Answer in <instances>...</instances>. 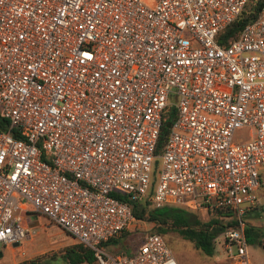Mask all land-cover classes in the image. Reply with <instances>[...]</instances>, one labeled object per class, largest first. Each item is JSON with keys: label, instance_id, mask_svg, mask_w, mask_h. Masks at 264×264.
Segmentation results:
<instances>
[{"label": "built area", "instance_id": "built-area-1", "mask_svg": "<svg viewBox=\"0 0 264 264\" xmlns=\"http://www.w3.org/2000/svg\"><path fill=\"white\" fill-rule=\"evenodd\" d=\"M247 1L0 0V244L43 216L94 264H177L156 233L131 254L106 249L150 191L154 207L232 211L217 264H250L242 217L264 216V6L218 38Z\"/></svg>", "mask_w": 264, "mask_h": 264}, {"label": "trees", "instance_id": "trees-1", "mask_svg": "<svg viewBox=\"0 0 264 264\" xmlns=\"http://www.w3.org/2000/svg\"><path fill=\"white\" fill-rule=\"evenodd\" d=\"M263 6L264 0L247 1L235 19L222 29L218 37L219 43L222 44L226 42V39L234 37L243 26L252 22ZM174 117L175 110L173 108H168L165 111L159 127L154 154L162 150L169 131V128H167L165 124L171 123ZM5 124L6 121L0 118V129H3ZM149 193L150 191H148L147 197L141 200L128 202L133 216L132 222L139 223L144 221L152 223L153 231L148 233H156L160 236L167 231L176 232L183 239L188 240L195 249L207 256L213 254L215 238L220 234L222 229L225 226L234 225L237 222L232 211L227 208L206 211L210 216L206 220H201L194 210L185 207L173 205L154 207L148 200ZM111 194L120 200L125 199L117 193L112 192ZM243 231L247 244L255 243L264 247V242L261 240L264 235L263 227L246 224ZM124 232L125 230L121 231L119 234ZM118 235L115 238L109 239L105 244L116 242ZM140 242L137 245H139ZM70 248L73 253L71 264H94L92 254L86 247L76 242ZM131 252L132 251L127 254H131ZM16 264H36V262L30 261Z\"/></svg>", "mask_w": 264, "mask_h": 264}, {"label": "rangeland", "instance_id": "rangeland-1", "mask_svg": "<svg viewBox=\"0 0 264 264\" xmlns=\"http://www.w3.org/2000/svg\"><path fill=\"white\" fill-rule=\"evenodd\" d=\"M246 135V130L237 131L234 141H240ZM241 136V137H240ZM201 220H206L210 214L203 210H194ZM256 211L255 215L246 214L242 220L246 224L260 226L264 229V216ZM35 224L30 226L29 233L16 246L0 244V264H16L34 261L36 264H71L73 253L71 246L76 241L54 223L43 216L31 218ZM153 231V224L148 222L130 223L124 233L109 242L106 249L111 253L127 254L141 241L142 237ZM162 237L177 264H217L222 256L216 237L214 251L211 256L204 255L193 245L173 231H167ZM264 242V240H262ZM246 252L250 264L264 263V247L258 244H247ZM85 264V263H81Z\"/></svg>", "mask_w": 264, "mask_h": 264}, {"label": "water", "instance_id": "water-1", "mask_svg": "<svg viewBox=\"0 0 264 264\" xmlns=\"http://www.w3.org/2000/svg\"><path fill=\"white\" fill-rule=\"evenodd\" d=\"M165 126L168 128V127H169V123H166ZM33 224H35L34 221L29 222L28 226H29V227H30V226H33ZM16 245H17L16 243H13V244H12V246H16Z\"/></svg>", "mask_w": 264, "mask_h": 264}, {"label": "crops", "instance_id": "crops-1", "mask_svg": "<svg viewBox=\"0 0 264 264\" xmlns=\"http://www.w3.org/2000/svg\"><path fill=\"white\" fill-rule=\"evenodd\" d=\"M127 253H130V252H127Z\"/></svg>", "mask_w": 264, "mask_h": 264}]
</instances>
